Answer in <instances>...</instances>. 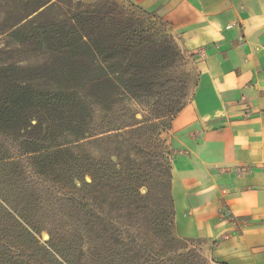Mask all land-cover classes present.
Here are the masks:
<instances>
[{
    "label": "trees",
    "instance_id": "1",
    "mask_svg": "<svg viewBox=\"0 0 264 264\" xmlns=\"http://www.w3.org/2000/svg\"><path fill=\"white\" fill-rule=\"evenodd\" d=\"M51 3L10 6L21 15L16 23H26L10 37L47 59L38 67L0 66V147L17 149L0 151V185L49 176L62 211L49 221L48 264H167L166 252L188 248L173 234V150L162 137L171 128L164 121L188 102L187 57L166 23L148 21L152 13L139 7L58 0L57 16L29 19ZM44 79L51 83L40 85ZM126 101L144 106L148 117L118 115ZM97 180L126 218L98 213ZM14 212L30 226L22 210ZM197 255L193 264H210Z\"/></svg>",
    "mask_w": 264,
    "mask_h": 264
},
{
    "label": "crops",
    "instance_id": "2",
    "mask_svg": "<svg viewBox=\"0 0 264 264\" xmlns=\"http://www.w3.org/2000/svg\"><path fill=\"white\" fill-rule=\"evenodd\" d=\"M123 3L166 23L196 74L167 135L178 235L220 264H264V0Z\"/></svg>",
    "mask_w": 264,
    "mask_h": 264
},
{
    "label": "rangeland",
    "instance_id": "3",
    "mask_svg": "<svg viewBox=\"0 0 264 264\" xmlns=\"http://www.w3.org/2000/svg\"><path fill=\"white\" fill-rule=\"evenodd\" d=\"M63 1L65 0H62L61 6H64ZM83 1L94 2L97 0ZM121 1L123 2V0ZM55 2H58V0H53V3L43 8L40 14H35L29 17V19H41L42 14L57 16L60 14V9L55 5ZM10 6H12V0H0V66L3 61L22 67L42 66L45 59H47L46 54L34 51L31 46H19L10 37L9 33L14 28L26 24L16 23L21 15L16 13ZM128 7L131 10L136 9L134 5H128ZM152 14L147 17L148 21L152 23H161L160 21L162 20L156 14ZM185 71L189 77V85L184 94L186 95V100H189L193 89L195 88L196 74L188 65V60ZM48 83L51 82L45 79L39 81V84L44 86ZM119 109L120 111H118V115L120 116L126 114L133 116L134 114H137V118L139 119L142 117H148V114L145 112L146 108L134 102L129 103L126 101V103L119 105ZM170 121L171 119H167L163 124L171 126ZM168 133V129L162 133V137L167 142ZM0 151L1 153L7 151V153L11 155L17 153V149L11 146L4 148L0 147ZM48 178L40 184H27L23 179H17V181H4L0 185V264H48L46 249L49 241V221L54 216V212L60 215L59 211H62L57 201L53 199L51 182L48 181ZM153 182V191L156 192V181ZM76 183L79 185L78 181ZM104 183V180H97L95 202L97 203L96 207L97 205L100 207L98 213H102L115 220L126 218L127 215L123 210H113L109 205L110 199L107 197L108 194L104 192ZM140 191L142 194L146 193L145 188H141ZM153 194L155 196V193ZM29 195H31L30 198ZM26 197L29 200V205L24 209V201H26L24 198ZM2 199H7L15 211L18 212L22 210V212H19V215L20 213L25 215L28 221L27 223H29L30 226L26 225L23 220L18 218L16 212L8 207ZM140 215L141 214L138 216L136 215V219H139L138 217ZM173 234L181 241L187 242L188 248H183L174 252H166V256L170 259V262L167 264H193L195 259H198L197 254L210 261V264H217L212 262L214 259L210 257L208 251L211 243H209L207 239L204 237L179 236L177 233L176 221L173 227Z\"/></svg>",
    "mask_w": 264,
    "mask_h": 264
},
{
    "label": "built area",
    "instance_id": "4",
    "mask_svg": "<svg viewBox=\"0 0 264 264\" xmlns=\"http://www.w3.org/2000/svg\"><path fill=\"white\" fill-rule=\"evenodd\" d=\"M230 26H228L227 28H229Z\"/></svg>",
    "mask_w": 264,
    "mask_h": 264
}]
</instances>
